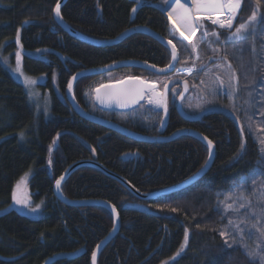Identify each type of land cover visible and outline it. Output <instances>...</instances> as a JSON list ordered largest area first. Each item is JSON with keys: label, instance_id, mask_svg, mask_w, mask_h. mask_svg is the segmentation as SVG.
Returning a JSON list of instances; mask_svg holds the SVG:
<instances>
[{"label": "trees", "instance_id": "obj_1", "mask_svg": "<svg viewBox=\"0 0 264 264\" xmlns=\"http://www.w3.org/2000/svg\"><path fill=\"white\" fill-rule=\"evenodd\" d=\"M58 2L0 0V51L13 57L20 46L24 73L45 78L40 88L48 93L51 106L49 118L38 113L23 85L14 80L0 58V264H91L93 251L113 230L112 215L104 207L67 206L58 200L54 187L68 167L93 161L145 195L188 181L209 158L206 146L190 136L142 143L74 113L65 91L76 74L128 61L163 68L171 57L164 46L141 33L106 48L82 43L56 24L53 12ZM161 2L67 0L60 14L70 28L93 40L114 41L138 28L165 37L168 24ZM254 12L256 19L250 21ZM262 17L264 0H242L235 26L248 21L247 39L234 48L231 42L223 43L232 32H221L213 45L224 55L218 62L231 65L235 73L237 97L245 101L254 92L248 113L260 116L264 128ZM172 38L181 41L175 35ZM129 76L150 82L157 77L128 68L81 78L75 82L74 99L85 112L139 135L169 138L186 129L199 133L212 142L215 156L199 182L156 200L137 199L117 180L91 166L72 173L60 188L67 201L103 202L118 213V233L99 254L97 264H259L225 243L220 233L227 228L226 221L218 208L222 196L233 192L242 178L253 170L264 171V163L258 164L264 161L258 144L230 112H208L197 122L181 119L175 108L181 93L178 84L169 89L165 121L163 112L156 113L146 105L130 113H116L103 112L91 103L96 87ZM131 113L137 114L131 123L115 119ZM145 126L151 127L146 130ZM27 172L32 173L28 182L31 198L44 207L43 217L36 220L19 214L13 200L16 183ZM60 254L64 255L50 260Z\"/></svg>", "mask_w": 264, "mask_h": 264}, {"label": "rangeland", "instance_id": "obj_2", "mask_svg": "<svg viewBox=\"0 0 264 264\" xmlns=\"http://www.w3.org/2000/svg\"><path fill=\"white\" fill-rule=\"evenodd\" d=\"M161 3L163 7H165V0H162ZM241 7L242 0H240L239 8L234 12L230 13L225 8L223 9V12H218L213 15V19L219 16L222 18V21L226 23L227 17L232 14V28H227L225 29V31L215 30L214 27L216 26H214L210 22V20L206 18L203 21L199 19L195 21L201 22L204 26H211L212 28H214L213 31H215L218 35H220L221 32H234L235 29L239 26L238 24L235 26V24ZM166 20L169 24H171L170 17ZM247 23L248 21L245 24ZM171 26L173 28L175 25L171 24ZM205 28L209 31V33L213 32L210 31L206 26ZM198 29L191 42H187L182 38L181 35H178V33L174 31L176 34L175 36L179 37L181 41H184V45H182V42L180 40L175 38L171 39L172 43L177 46V55L179 57V62L177 65L178 69L173 73L172 76H162V78L156 77L154 79L152 78L151 80H153V82L157 86V91L159 92H166L165 85L168 86V84L172 83L173 81H186L189 86V91L184 98V111L193 116H196V114H199L200 112L206 114L207 111L210 110L230 112L234 120L238 122L239 127L243 131H246V133L251 137H253V140L258 144L259 151L261 152V149L264 148V128H262V125L260 124V116L248 113V111L250 110V105H248V103L255 100V98L253 97L254 92H250L251 95H249L248 93L244 97L247 101H243L241 100V98L237 97L236 91L238 89L234 87L235 80L233 81V73L231 69L228 66L218 62L219 60H221L220 57L223 54L219 52L218 47L213 45V42H218L219 40H217L215 36H212V38L207 35V37L205 38L203 35L204 29H199V34L201 35H198ZM192 44H197L199 46L198 51L195 53H193L191 50ZM181 46H183V48H186L187 51H184ZM17 52L20 53L19 71H16ZM14 53L15 54L12 57L11 53L4 55L0 51L1 63L6 67L15 81L18 84L20 83L21 85H23L26 91V95L29 97V100L32 102L36 111L44 115V117L49 118L51 107L50 98L48 93L41 91L40 88L41 84L44 83L45 78L43 76L33 77L25 74L22 63L24 52L22 51L20 46H18L17 50ZM213 61L214 64L211 65V62ZM193 64L195 66H193ZM188 71L191 73H188ZM217 77H219V79H217ZM25 78H30L31 80L36 81V83L26 85ZM112 80L118 81V79L116 78ZM213 89H215V94L213 93ZM230 92L232 93L231 99H229ZM243 106L245 107L243 108ZM262 113L263 112L260 111V114ZM136 118L137 114L131 113L130 115L120 116L115 119L118 122L121 121L124 123H131ZM154 123L155 122H153L152 125ZM150 127L145 126L142 128L149 130ZM261 156L264 159V153L261 152ZM23 177L24 179L22 182L20 179L16 183L17 185L15 186L14 192L18 198L27 202V206H24V204H17L14 201L16 211L22 216L29 217L33 220L42 218L44 208L43 205L41 203L35 204L29 193L28 182L32 177V173L27 172V176H25L24 174ZM243 191L244 199L242 200L237 199V197L240 196V192H235V195H233L231 199L225 200V196H228L230 194L229 193L222 196V201L219 202L218 208L222 212L223 219H225V224L227 227L225 228V235L223 237L224 241H227V245H231L229 247H237L245 254L255 250V254L252 257H249V259H251L253 262L261 264V258L264 257V237H261V234L257 232L255 228L251 227V222H241V219L245 215V213L248 212L247 206L249 204L251 205V208L253 210H257V215H259L258 209L261 206H264V179L257 178L255 184L249 182L246 189H244ZM241 203L245 204L246 207L240 208L239 205ZM228 204H232V208L226 210V205ZM37 205H39V207H37ZM32 209H35V211H32ZM229 220H232L233 223L230 224ZM235 225H238L239 229H242L243 231H239L235 227ZM249 232H251V237H249L248 235ZM258 244L260 245L259 248H257ZM63 255L64 254H60L58 256L52 257L50 260L60 258Z\"/></svg>", "mask_w": 264, "mask_h": 264}, {"label": "water", "instance_id": "obj_3", "mask_svg": "<svg viewBox=\"0 0 264 264\" xmlns=\"http://www.w3.org/2000/svg\"><path fill=\"white\" fill-rule=\"evenodd\" d=\"M67 0H59V11L61 10L63 4L66 2ZM57 8V5H56ZM55 8V10H56ZM53 12V18L56 22V24L62 28L67 34H69L71 37L81 41L82 43H87L91 46H96V47H108V46H113L116 45L117 43L122 42L123 40L127 39L128 36L133 35V34H138L141 33L143 35L146 36H150L151 38H153L154 40H156L159 44H161L162 46H164L170 54L171 57V61L170 64L166 67L163 68H156L154 66H149L146 63L143 62H135V61H128V62H119L117 64H113V65H109L106 66V68H100V69H95V70H85V72H81L79 74H76L70 81L69 84L71 83V89H69V84L66 88L65 91V95H66V99L69 105H71L74 113H76L78 116H80L81 118H83L86 121H89L95 125H100L103 126L104 128H106L107 130H110L112 132L117 133L118 135H122L125 136L126 138L130 139V140H134V141H138V142H146V143H154V142H165V141H172L177 137L180 136H190L192 138H194L195 140H199L202 144H204L208 150V154H209V158L207 160V162L204 164L205 166L199 170V172L197 174H195L194 176H192V178L188 179V181L177 185L176 187L173 188H168L167 190L164 191H158L156 193L153 194H145L142 195L139 192H137L136 190H133L129 184L123 180L120 179L119 177H117L116 175L109 173L108 171H106L102 166H99L97 163L93 162V161H89V162H78L77 164H74L70 167L67 168L66 172L58 179L61 181L60 183V187L59 189L57 188V185L55 184L54 187V194L55 196L58 198L59 201H61L63 204L67 205V206H74V207H80V206H99V207H104L109 213H111L112 215V220H113V230L110 232L109 236L107 238H105L98 246L97 248L93 251V253H95V259L93 258V254H92V261L91 264H97V257L99 256V254L103 251V249L105 248V246L111 242L114 237L116 236V234L118 233L119 230V224H118V213H116V211H113V208L107 204V203H99V202H79V203H75V202H71V201H67L63 195L60 192V188L61 186L65 183V181L67 180V178L74 173L76 170H78V168L80 167H93L96 170L102 172L103 174H105L108 177H112L114 180H117L122 187H124L127 191H129L133 196H135L137 199L141 200V201H145V200H156V198H160V197H166L168 194H172V193H177L178 191H182L185 189H188L189 186L199 182L200 179H202L204 177V175L210 170L211 167V163L214 159V146L212 145L211 148L209 147V143L208 141L201 136L199 133H196L194 131L191 130H182V131H178L175 133V135H173L172 137L169 138H157V137H150L147 135H139L137 133H134L132 131L127 130L126 128H124L121 125H117L116 123L112 122V121H107L103 118L100 117H96L94 115H91L87 112H85L80 105L77 104V102L74 99V94H73V89H74V85L76 84L75 82L78 81L81 78H85V77H96V76H101V75H107L109 73H113V72H117V70L119 69H128V68H132V69H141L144 71H147L149 73H152L153 75L157 76V77H166V76H172L173 73L176 71V66L178 65L179 62V57L177 60H173L172 59V45H170L168 43V40L171 39L174 35L175 32L173 31V29L171 28V26L167 27V36L163 37V36H158L155 33H153L152 31L145 29V28H138V29H131L128 30L127 32L123 33L122 35H120L118 38H116V40L114 41H99V40H93V39H89L87 37H85L84 35L82 36L80 33H78L76 30H74L73 28H70L64 21L63 19L61 20L60 18H58L56 16V12ZM164 10L162 11L163 15H165ZM228 11V10H227ZM140 80L145 81V83H151V84H155L152 83L148 80H144L142 78H137V77H126L123 79H120L118 81L115 82H108L107 84H103L100 85L98 87H96V89L93 90V94L91 97V103L98 109H100L103 112H108V111H113L116 113H130V111H134L136 109H138L139 107H141L142 105H146V107L151 108L154 110V112L156 113H164V121L166 120L167 117V112H165L164 107H158L155 104H150L148 102L147 97H145V99L140 100L139 103L134 104L132 106L129 107H118L115 103V101L112 99V96L114 93L119 92L122 89L128 88L130 86H132L135 83H138ZM174 84H178L180 86V90L181 93H183V96H178L177 98V102H176V112H178L179 116L181 117V119H183L184 121H188V122H197V120H199L200 118H202L203 116L207 115L208 112H218V111H214V110H210L207 111V113H199L196 116H190L188 115L185 111L182 110V103L184 101L185 96L187 95L189 89H188V84L186 81H173L172 83L168 84L167 88H165L166 92L165 93V97H166V101H167V95L168 92ZM156 87V91H157V86ZM99 89V92H97L96 90ZM159 92V91H157ZM100 96L102 100H104V103H100V101H98L96 99L97 96ZM62 178V179H61Z\"/></svg>", "mask_w": 264, "mask_h": 264}, {"label": "snow or ice", "instance_id": "obj_4", "mask_svg": "<svg viewBox=\"0 0 264 264\" xmlns=\"http://www.w3.org/2000/svg\"><path fill=\"white\" fill-rule=\"evenodd\" d=\"M141 0H136L137 5H139ZM187 3V0H165V11H168L169 8H171V11H168V15L170 18L176 19V21L181 25V27L184 29V31H181V36H184L185 39H188V36L185 35V32H188L190 35H195L197 29H204V37L206 38L207 35H212L217 38V40L220 39L219 35L213 31L209 33V31L205 28V26L199 22L195 21L193 19L194 16H203L206 19L210 20L212 24L216 25L219 24L220 28L227 27L229 29L232 28V22H233V16H228L225 22L218 21L216 19H213V15L215 13L221 12L223 9H227L230 13L234 12L236 9L239 8L240 0H193L192 4L189 6H185ZM174 5V6H173ZM60 5L57 4V8L55 10L56 16L60 18L61 20L63 17L60 14L59 11ZM133 12L137 11V8L132 9ZM256 19V13H253V16L249 18L250 21H255ZM261 23H264V17L261 18ZM249 25L245 23H241L234 32L230 33L223 41V43H233L234 48L236 47V43L239 41H243L247 39V35L244 34L245 31L248 29ZM179 31V29H177ZM18 37H19V30H18ZM234 38V39H233ZM17 43H19V38L17 39ZM168 43L172 45V59L175 61L178 59L177 57V46L172 43V40L169 39ZM183 48V46H181ZM198 45L192 44V52L195 53L198 51ZM184 51H187L186 48H183ZM242 51V49H239ZM17 69L16 71H19V58L20 53L17 52ZM227 58V56L225 57ZM6 62V61H5ZM193 66H195L193 64ZM231 67V65H229ZM235 75V73H233ZM219 79V77H217ZM36 81L31 80L30 78H25V84L30 85L34 84ZM165 88H167V85H165ZM69 89H71V83L69 84ZM99 92V89L96 90ZM213 93L215 94V89H213ZM176 93L173 90V95ZM180 96H183V93L179 94ZM251 95V93H249ZM232 93H229V99H231ZM147 97L148 102L150 104H155L158 107H164L165 112H167V101L165 97L164 92H157L155 84L151 83H145V81L140 80L138 83L133 84L132 86L122 89L117 93H114L112 96V99L115 101L116 105L118 107H129L134 104L139 103L140 100L145 99ZM100 103H104V100L101 99V97L98 95L96 97ZM235 114V113H233ZM207 139V138H205ZM209 147L211 148L212 142L208 141ZM244 145H241V150H243ZM51 150V149H50ZM261 152L264 153V148L261 149ZM259 163H264V161H258ZM27 176V173L25 174ZM264 179V171H256L253 170L250 172L246 177L242 178L241 183L235 187L234 191L231 192L228 196H225V200L231 199L233 195H235V192H240V196L237 197V199H244V189H246L249 182L252 184H255L257 181V178ZM24 177L21 178V182L23 181ZM62 179V178H61ZM60 180L56 181L57 188L60 187ZM19 187V184H18ZM13 200L17 204H24V206H27V202L25 200H21L13 193ZM235 202V201H234ZM223 203V202H222ZM39 207V205H37ZM240 208L246 207L245 204L241 203L239 205ZM248 212L245 213V215L242 217L241 222H251V227L255 228L257 232L261 234V237H264V206H261L258 209L259 215H257V210H253L251 208V205L248 206ZM232 204L226 205V210L231 209ZM32 211H35V209H32ZM113 211L115 212V208H113ZM229 223L232 224L233 221L229 220ZM235 227L239 231H243L242 229H239L238 225H235ZM221 236H224L225 233L221 232ZM249 237H251V232L248 233ZM187 240V235H186ZM227 244V241H225ZM231 246V245H229ZM99 247V246H98ZM260 245H257V248H259ZM181 250H183V245L181 246ZM255 254V250L252 252H248L247 255L249 257H252ZM93 258L95 259V253H93ZM261 264H264V257L261 258Z\"/></svg>", "mask_w": 264, "mask_h": 264}, {"label": "bare ground", "instance_id": "obj_5", "mask_svg": "<svg viewBox=\"0 0 264 264\" xmlns=\"http://www.w3.org/2000/svg\"><path fill=\"white\" fill-rule=\"evenodd\" d=\"M182 2H184V0H182ZM192 2H193V0H187V3L185 4V6H189V5H191L192 4ZM174 6V5H173ZM168 11H171V8H169L168 9ZM168 11H164V13H165V19H168L169 18V15H168ZM221 12H223V10L221 11ZM220 12V13H221ZM229 12V11H228ZM222 15V14H221ZM227 15V14H226ZM229 15V14H228ZM232 15V14H231ZM193 19L194 20H205V17H203V16H194L193 17ZM214 19H216V20H218V21H221V22H223L222 21V18L221 17H216V18H214ZM170 21H171V24H173V25H175L173 28H172V26H171V24H169L168 23V21L166 20V23L168 24V26H171V28L173 29V31H176L177 33H178V35H181L180 34V32L181 31H184V29L181 27V25L176 21V19H174V18H170ZM211 22V21H210ZM214 25V24H213ZM216 26V28L217 29H220V30H223V31H225V29H227V27H224V28H220L219 27V24H216L215 25ZM177 29H179V31L177 30ZM188 32H185V35H187L188 36V39H185L184 38V36H182V38L183 39H185L187 42H191L192 40H193V37H194V35H190V34H187ZM188 73H191V72H189L188 71Z\"/></svg>", "mask_w": 264, "mask_h": 264}]
</instances>
